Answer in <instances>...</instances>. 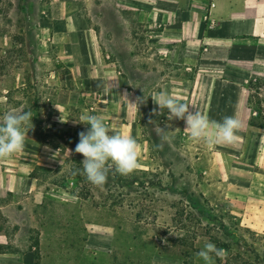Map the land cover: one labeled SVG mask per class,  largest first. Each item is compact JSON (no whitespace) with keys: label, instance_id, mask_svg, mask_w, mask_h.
Listing matches in <instances>:
<instances>
[{"label":"rangeland","instance_id":"374dc122","mask_svg":"<svg viewBox=\"0 0 264 264\" xmlns=\"http://www.w3.org/2000/svg\"><path fill=\"white\" fill-rule=\"evenodd\" d=\"M90 1L87 14L85 0H0V120L31 111L33 125L24 149L0 159L4 249L31 253L34 264H204L196 254L211 242L226 251L215 264H264L263 210L211 196L208 161L184 155V121L153 102L162 83L182 76L181 53L145 35L161 25L113 20L101 0ZM202 1L211 8L213 0ZM79 11L101 33L102 51L84 50L91 66L72 69L62 19ZM249 104L252 123L264 125L263 83L250 88ZM83 114L134 137L139 169L113 170L103 187L88 182L75 152L90 127L79 123Z\"/></svg>","mask_w":264,"mask_h":264},{"label":"crops","instance_id":"0c3cea01","mask_svg":"<svg viewBox=\"0 0 264 264\" xmlns=\"http://www.w3.org/2000/svg\"><path fill=\"white\" fill-rule=\"evenodd\" d=\"M90 5L91 1L85 0L87 14ZM100 5L109 9L113 20L137 19L149 27L161 25L159 32L147 31L145 35L154 36L159 50L181 53L177 58L183 62L182 76L170 77L158 93L167 92L210 120L235 116L241 122L234 144L215 145L192 139L184 122V155L187 160L208 161L211 196L230 198L252 211L264 212V128L252 123L257 112L249 104L248 89L249 82L264 81V0H213L207 9L202 0H101ZM62 20L68 23L65 31L71 37L70 45H63L67 66L89 68L84 50L101 56L97 40L101 33L87 27L82 11ZM73 22L79 27L70 28ZM120 35H125V30ZM128 35L132 36L130 30ZM68 46L80 50L79 59H73L75 51ZM98 62L105 64L102 57ZM246 227L258 226L248 222ZM5 243L0 236V264H34L31 253L5 250Z\"/></svg>","mask_w":264,"mask_h":264},{"label":"clouds","instance_id":"9594fccd","mask_svg":"<svg viewBox=\"0 0 264 264\" xmlns=\"http://www.w3.org/2000/svg\"><path fill=\"white\" fill-rule=\"evenodd\" d=\"M152 99L161 113L167 110L169 120H183L184 130L192 139L203 140L209 145L234 144L238 139L237 134L242 124L235 116H225L222 121L210 120L199 111H191L188 103L167 92H160L152 96ZM79 123L90 125L86 131L78 134L79 142L75 147V152L83 156L82 169L78 171L88 182L96 187H103L109 172L114 170L115 173L128 176L139 169V144L134 137L113 132L96 115L83 114ZM30 124L32 125L31 111L20 112L13 109L3 114L0 120V159L24 149L26 135L33 127L29 128ZM196 255L204 264H215V258H224L226 251L209 242Z\"/></svg>","mask_w":264,"mask_h":264},{"label":"trees","instance_id":"16d2710c","mask_svg":"<svg viewBox=\"0 0 264 264\" xmlns=\"http://www.w3.org/2000/svg\"><path fill=\"white\" fill-rule=\"evenodd\" d=\"M255 83H258V84H262L263 83V86H264V82L262 80L256 79V80H253V81L249 82V84H248L249 90ZM258 126L261 127V128H264V125H260L259 124Z\"/></svg>","mask_w":264,"mask_h":264},{"label":"built area","instance_id":"2783aa9c","mask_svg":"<svg viewBox=\"0 0 264 264\" xmlns=\"http://www.w3.org/2000/svg\"><path fill=\"white\" fill-rule=\"evenodd\" d=\"M209 26H210V28H213L214 23L211 21V22L209 23Z\"/></svg>","mask_w":264,"mask_h":264}]
</instances>
